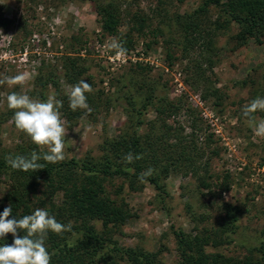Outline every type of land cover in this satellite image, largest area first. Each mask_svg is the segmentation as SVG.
<instances>
[{
    "label": "rangeland",
    "instance_id": "1",
    "mask_svg": "<svg viewBox=\"0 0 264 264\" xmlns=\"http://www.w3.org/2000/svg\"><path fill=\"white\" fill-rule=\"evenodd\" d=\"M116 1L117 34L100 35L92 0H0V15L7 21L0 26V79L21 73L26 76L24 84H0V151H12L16 145H34L47 151L16 127L15 110L7 105L12 92L42 102L54 93L61 101L79 81L91 84L90 94L100 96L96 109L90 113L79 109L71 115L59 109L68 129L64 160H81L98 157L102 139L116 135L124 126L123 95L131 92L137 98L131 81L137 80L138 88L153 82L158 95L180 98L194 108L200 119L197 141L207 138L200 173L209 174L206 178L210 180H224L229 188L214 191L212 197L197 187L191 174L177 171H169L162 179L164 193L160 194L148 182L139 181L137 189L130 190L121 179L113 178L105 182L106 192L118 203L122 201L128 218L106 228L99 220H92L94 231L97 236H109L121 248L138 247L154 253L160 264H175L172 230L190 235L210 233L224 217L220 202H228L239 209L234 232L217 231L212 235L216 244L205 250L243 262L264 241V136L256 135L242 111L253 99L264 97V39L256 43L249 38L241 43L234 37L238 31L234 23L218 26L225 18L221 8H207L205 17L213 44L210 51L202 53L210 61L203 68L218 88L220 99L215 105L213 97L202 100L189 83L185 66L197 59L200 50L195 46L190 57L181 55L182 35L174 22L176 14L190 12L202 0ZM112 38L129 42L125 57H117L109 49ZM67 56L74 61L75 70H83L71 83L65 77ZM253 115L257 123L264 120ZM145 117L152 118L153 112L147 111ZM174 118L185 128L188 125L184 110ZM9 181L8 172L0 174V198ZM119 184L122 188L113 193ZM43 190L41 186L37 194L41 196ZM52 197L57 200L59 194ZM113 259L126 264L118 256Z\"/></svg>",
    "mask_w": 264,
    "mask_h": 264
},
{
    "label": "trees",
    "instance_id": "2",
    "mask_svg": "<svg viewBox=\"0 0 264 264\" xmlns=\"http://www.w3.org/2000/svg\"><path fill=\"white\" fill-rule=\"evenodd\" d=\"M92 3L98 16L100 35L117 34L118 1L92 0ZM211 5L220 7L225 15L218 26L234 23L238 28L234 37L241 40V43L249 38L261 43L264 39V0H202L200 5L190 12L174 16L175 25L182 35L181 55L184 58L190 57L188 55L195 46L200 50L197 59L190 61L191 65L188 63L185 66L189 83L194 90L199 91L202 100L213 97L214 104L218 105V88L209 81L203 68L205 62L210 63L209 56L203 58L202 54L204 50L210 51L213 44L208 18L205 17L207 8ZM6 22L0 15V26L4 27ZM120 42L125 48L129 45V42L122 38ZM166 57L172 58L169 54ZM66 61L65 77L69 83L77 79L83 70L77 67L75 70V63L69 56ZM136 82L137 80L131 81V86L134 92H137V98L131 92H127L122 98L126 115L124 126L116 135L102 139L98 157L86 156L81 160L69 158L58 163L40 160L39 163L44 164L43 169L25 172L12 169L5 158H14L17 155L30 157L33 151L42 155L46 151L39 150L34 145H16L12 151H0V174L8 172L10 175L9 184L0 198V214L5 207L11 205L13 211L9 219H21L40 208L46 209L61 224L72 223V232L62 235L48 232L45 246L50 254L54 253L50 264H117L113 259L116 256L126 264H160L155 261L154 253L138 247L121 248L109 236L100 233H97L99 236L96 235L92 220H99L106 228L108 224L120 225L128 218L122 201L118 203L106 192L105 182L113 178L121 179L128 189L135 190L136 183L139 182L138 176L151 167L155 172L146 179L159 194L164 193L162 179L169 171L191 174L197 182V187L204 189L205 193L212 197L214 191L221 193L229 188L224 180L217 181L216 177L210 180L206 178L209 174L200 173L198 166L205 149L204 139L207 138L200 143L197 141L200 119L195 116L194 108L180 98L168 99L158 95L153 82L145 83L144 87L140 88L136 87L139 86ZM45 84L46 81L41 85ZM69 96L70 93L61 98L63 106L60 110L66 115L73 112L69 106ZM86 96L89 107L96 109L100 96L90 93H86ZM78 110L75 112L78 113ZM149 110L153 112V117L147 119L145 114ZM181 110H184L187 116L186 128L174 118ZM256 114L264 118V111H257ZM170 118L171 122L168 121ZM129 152L134 156L142 155L143 158L128 164L124 157ZM210 152L215 153L213 150ZM41 186L44 190L40 196L37 193ZM121 188L122 184H119L113 193L116 194ZM54 193L59 194V199L52 197ZM219 210L224 216L223 220L210 233L190 235L182 230H172L177 254L175 264H264V241L252 248L253 252H249L243 262L205 250L208 245L216 244L212 235L217 231L234 232V221L239 209L221 201ZM23 235L25 233L18 230V236ZM13 239L11 234H7L0 239V246L11 245Z\"/></svg>",
    "mask_w": 264,
    "mask_h": 264
},
{
    "label": "clouds",
    "instance_id": "3",
    "mask_svg": "<svg viewBox=\"0 0 264 264\" xmlns=\"http://www.w3.org/2000/svg\"><path fill=\"white\" fill-rule=\"evenodd\" d=\"M109 49L115 51L117 57H125L127 49L117 39L112 38L108 44ZM26 82L25 74L21 73L12 77L0 79V84H24ZM93 91L92 85L79 81L72 86L69 96V106L75 111L77 109H86L89 113L91 108L87 104L86 93ZM7 105L14 111V122L16 127L29 136L34 144L47 148L42 155L33 151L30 157L17 155L6 157V162L14 170L38 171L44 168L40 160L49 163L62 162L66 158L65 137L68 129L61 119L59 109L63 106L62 102L55 98V94L49 96L46 102L33 99L27 94L12 92L7 96ZM243 115L248 118L250 127L255 128L257 136H264V120L259 123L253 115L257 111H264V97H257L249 102L243 108ZM73 143H75L73 141ZM142 155H133L131 152L125 155L124 161L128 164L134 160L142 159ZM155 169L148 168L138 176L141 183L147 182ZM11 205L4 208L0 214V239L7 234L13 236L11 245L0 246V264H50L51 256L45 246V240L49 231L62 235L72 232V223L61 224L49 214L46 209H36L31 215H25L21 219L15 217L9 219L12 215ZM18 230H22L25 235L18 236Z\"/></svg>",
    "mask_w": 264,
    "mask_h": 264
}]
</instances>
